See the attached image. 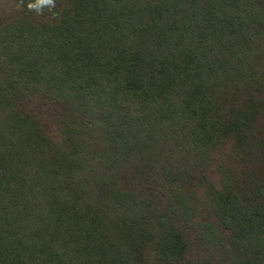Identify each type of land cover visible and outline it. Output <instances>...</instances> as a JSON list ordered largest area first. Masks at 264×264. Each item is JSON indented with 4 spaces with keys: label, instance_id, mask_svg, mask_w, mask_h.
I'll return each mask as SVG.
<instances>
[{
    "label": "trees",
    "instance_id": "obj_1",
    "mask_svg": "<svg viewBox=\"0 0 264 264\" xmlns=\"http://www.w3.org/2000/svg\"><path fill=\"white\" fill-rule=\"evenodd\" d=\"M11 1L0 264H264V0Z\"/></svg>",
    "mask_w": 264,
    "mask_h": 264
},
{
    "label": "clouds",
    "instance_id": "obj_2",
    "mask_svg": "<svg viewBox=\"0 0 264 264\" xmlns=\"http://www.w3.org/2000/svg\"><path fill=\"white\" fill-rule=\"evenodd\" d=\"M19 8H27L28 11H35L38 15H42L45 8L51 11L56 7V0H28V3L24 4V0H20Z\"/></svg>",
    "mask_w": 264,
    "mask_h": 264
},
{
    "label": "rangeland",
    "instance_id": "obj_3",
    "mask_svg": "<svg viewBox=\"0 0 264 264\" xmlns=\"http://www.w3.org/2000/svg\"><path fill=\"white\" fill-rule=\"evenodd\" d=\"M12 4L11 0H0V9H9L12 7Z\"/></svg>",
    "mask_w": 264,
    "mask_h": 264
}]
</instances>
